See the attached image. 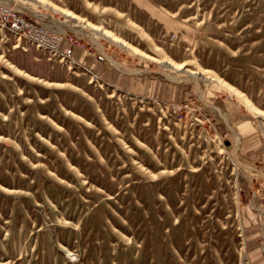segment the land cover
Returning a JSON list of instances; mask_svg holds the SVG:
<instances>
[{
  "label": "rangeland",
  "instance_id": "1",
  "mask_svg": "<svg viewBox=\"0 0 264 264\" xmlns=\"http://www.w3.org/2000/svg\"><path fill=\"white\" fill-rule=\"evenodd\" d=\"M0 5L62 37L0 31V264H264V0Z\"/></svg>",
  "mask_w": 264,
  "mask_h": 264
},
{
  "label": "crops",
  "instance_id": "2",
  "mask_svg": "<svg viewBox=\"0 0 264 264\" xmlns=\"http://www.w3.org/2000/svg\"><path fill=\"white\" fill-rule=\"evenodd\" d=\"M60 50L71 59L80 62L82 66L91 69L106 85L131 94H145L150 90V82L147 79L139 75L120 73L87 50H78L65 42L61 44Z\"/></svg>",
  "mask_w": 264,
  "mask_h": 264
},
{
  "label": "built area",
  "instance_id": "3",
  "mask_svg": "<svg viewBox=\"0 0 264 264\" xmlns=\"http://www.w3.org/2000/svg\"><path fill=\"white\" fill-rule=\"evenodd\" d=\"M0 31L30 43L37 50L45 49L54 55L59 52L58 47L62 39L60 33L57 32V36L53 37L47 27L27 19L13 9L0 6ZM67 40L70 43L72 39Z\"/></svg>",
  "mask_w": 264,
  "mask_h": 264
},
{
  "label": "bare ground",
  "instance_id": "4",
  "mask_svg": "<svg viewBox=\"0 0 264 264\" xmlns=\"http://www.w3.org/2000/svg\"><path fill=\"white\" fill-rule=\"evenodd\" d=\"M1 7H5V8H8L9 9V7H7V6H3V5H0ZM11 9V8H10ZM30 20V19H29ZM31 21H33V20H31ZM35 22V21H34ZM35 23H37V22H35ZM37 24H39V23H37ZM49 30V29H48ZM50 33H51V35L53 36V37H55V36H57V34L54 32V31H51L50 30ZM41 51H47V50H45V49H42ZM48 53H50V54H52L53 56H55L53 53H51L50 51H47ZM168 66V65H167ZM174 68V67H173ZM172 68V69H173ZM174 69H176V70H180L181 69V67H177V68H174ZM191 75V77L192 78H197V74H190ZM253 110V109H252ZM255 111V110H254ZM256 112V111H255ZM254 112V113H255ZM255 114H257V113H255Z\"/></svg>",
  "mask_w": 264,
  "mask_h": 264
},
{
  "label": "water",
  "instance_id": "5",
  "mask_svg": "<svg viewBox=\"0 0 264 264\" xmlns=\"http://www.w3.org/2000/svg\"><path fill=\"white\" fill-rule=\"evenodd\" d=\"M228 145H229V143H228Z\"/></svg>",
  "mask_w": 264,
  "mask_h": 264
}]
</instances>
